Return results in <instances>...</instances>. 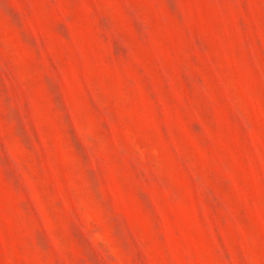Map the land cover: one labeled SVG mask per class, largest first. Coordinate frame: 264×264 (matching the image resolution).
Wrapping results in <instances>:
<instances>
[{"label": "rangeland", "instance_id": "obj_1", "mask_svg": "<svg viewBox=\"0 0 264 264\" xmlns=\"http://www.w3.org/2000/svg\"><path fill=\"white\" fill-rule=\"evenodd\" d=\"M0 264H264V0H0Z\"/></svg>", "mask_w": 264, "mask_h": 264}]
</instances>
